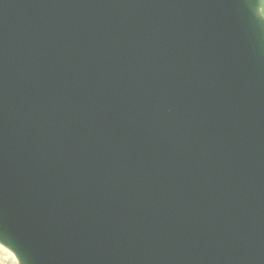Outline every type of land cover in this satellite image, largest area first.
<instances>
[{"label":"water","instance_id":"95a60500","mask_svg":"<svg viewBox=\"0 0 264 264\" xmlns=\"http://www.w3.org/2000/svg\"><path fill=\"white\" fill-rule=\"evenodd\" d=\"M261 8L0 0V246L20 264H264Z\"/></svg>","mask_w":264,"mask_h":264},{"label":"rangeland","instance_id":"374dc122","mask_svg":"<svg viewBox=\"0 0 264 264\" xmlns=\"http://www.w3.org/2000/svg\"><path fill=\"white\" fill-rule=\"evenodd\" d=\"M261 13L264 16L263 7L261 8ZM0 264H19V262L9 250L7 251V249L0 246Z\"/></svg>","mask_w":264,"mask_h":264},{"label":"bare ground","instance_id":"6f19581e","mask_svg":"<svg viewBox=\"0 0 264 264\" xmlns=\"http://www.w3.org/2000/svg\"><path fill=\"white\" fill-rule=\"evenodd\" d=\"M3 242L6 244V245H8V246H11L10 245V243L7 241V240H5V239H3ZM16 258V257H15ZM17 259V258H16ZM18 260V259H17ZM19 262V261H18ZM20 264V263H19Z\"/></svg>","mask_w":264,"mask_h":264},{"label":"trees","instance_id":"16d2710c","mask_svg":"<svg viewBox=\"0 0 264 264\" xmlns=\"http://www.w3.org/2000/svg\"><path fill=\"white\" fill-rule=\"evenodd\" d=\"M262 7H263V10H264V0H262Z\"/></svg>","mask_w":264,"mask_h":264}]
</instances>
